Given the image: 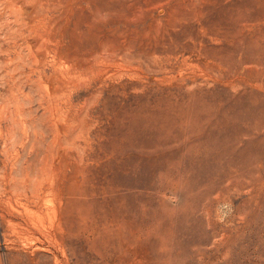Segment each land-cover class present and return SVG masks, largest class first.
Segmentation results:
<instances>
[{
	"label": "rangeland",
	"instance_id": "rangeland-1",
	"mask_svg": "<svg viewBox=\"0 0 264 264\" xmlns=\"http://www.w3.org/2000/svg\"><path fill=\"white\" fill-rule=\"evenodd\" d=\"M15 2L0 0V264H264V88L213 91L249 138L207 220L190 201L176 207L181 191L169 214L148 199L151 174L123 165L141 162L134 135L155 119L143 112L165 111L183 76L245 60L254 74L264 0H28L20 27Z\"/></svg>",
	"mask_w": 264,
	"mask_h": 264
},
{
	"label": "bare ground",
	"instance_id": "bare-ground-1",
	"mask_svg": "<svg viewBox=\"0 0 264 264\" xmlns=\"http://www.w3.org/2000/svg\"><path fill=\"white\" fill-rule=\"evenodd\" d=\"M27 1L28 0H16L14 4L15 21L18 27L23 25L22 23L24 22V19L34 10L32 8L33 6L30 8L28 5H25L23 3ZM37 10L41 11V8H36V11ZM234 25L236 26L237 24ZM229 34L230 33L228 32V35ZM207 38L215 42L216 40H220L219 38H217V36H212L210 34L207 36ZM26 47H28L29 49L27 53L28 56H33L27 44ZM201 47L207 51L211 50L214 46H208L204 41H202ZM224 51L225 48L222 45L215 47V53L218 57H223ZM260 51L261 46L258 48L257 52ZM255 54L258 58V69L255 68L254 74H251V71L248 69V65L246 63L247 60H245L244 64H242L240 67L233 66L231 72L227 75H218L216 73L213 75H205V71L202 70L201 73L195 72L192 75L183 76L181 81L176 82L177 85H175L178 89V93L172 95L171 98L166 99L165 105H167V107L165 111L156 112L150 108L149 110L143 112L144 114L148 112L147 115H150L148 117L155 118L151 123V126L153 127V133H136L134 135L135 137H140V139L136 140V142H138V153L142 160L140 163L138 160H136L132 164L123 162V165L129 168V172H127V174H140V167L143 168V171L151 174V184L156 189H154L152 185L149 186V188L154 189L155 192L154 194H148V199L150 201H154V197L156 196L158 204H160V206L164 208L169 214L175 212L174 206H176H172L170 204V201L173 199L174 194L180 191L183 194L186 193V196L183 199L184 201L182 200L176 207L183 208L186 202L190 201L192 208L191 210L194 211L193 214H195L196 212H200L203 214L206 220L209 218V216L213 215L211 214L210 206L216 205L214 203H218L221 200H227V194H225V192L228 191V189L230 188V184L235 180L236 168L234 166H239L242 160L244 162L245 157L247 156V154L244 153V150L242 151L241 146L243 143H245L249 134V130L246 128L242 129L243 127L241 128L239 126L241 122L238 125L235 115L229 113L225 109L224 104V108L222 109L225 113H219V107L221 104L220 98L222 97L219 98L220 100L216 99L213 91L223 89L226 93L229 90L236 93L239 90H249V92L251 93L255 89H263L264 86L260 81L257 80L256 75H264V58L262 59L261 56L258 55L264 54V52ZM238 58H240V55ZM159 67L166 68V66ZM179 75L180 74H178V76ZM250 75H252L253 77H250ZM198 77H201V79H197ZM248 78L251 82L247 81ZM161 79H164V77H161ZM186 80H191V83H187ZM245 85H249L250 89L244 87ZM205 86L207 87L206 89H204ZM63 90V84L57 83L53 86L54 92L58 91L59 94H63ZM232 92L231 95L233 94V96L236 97ZM67 94L69 95V92H67ZM246 96L248 98L251 97H249L247 94ZM255 98L256 96L254 97V99ZM234 100L236 101V98H234ZM251 104L253 105L252 101ZM261 104L263 103H260V105ZM238 108L237 110H239ZM244 108L246 107L244 106ZM56 110H58L57 114L61 118L60 127L56 128V130L54 131V134H56V137L58 138L59 134L65 131V126L62 120L65 113L64 111L62 112L61 109L59 110L58 108H56ZM246 116L248 115L246 114ZM145 130H149L148 124H145ZM143 142L147 143L143 144ZM147 144L150 145L149 147H147V155L143 159V152L145 149L144 146ZM50 152L52 151L50 150ZM233 185H235V183ZM131 201L132 199L129 202L131 203ZM148 202V200H145V203H143L139 207H134V205H138L134 202L132 203L133 205L131 208L134 207L137 209H141L148 206ZM199 205L201 206L199 207ZM153 210H157V208L153 207ZM6 221L11 222V218H6ZM57 222L59 223L60 220H57ZM211 228L215 232L216 230H218L215 228V223L211 224ZM221 228L222 227H220V229Z\"/></svg>",
	"mask_w": 264,
	"mask_h": 264
}]
</instances>
